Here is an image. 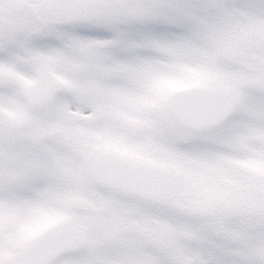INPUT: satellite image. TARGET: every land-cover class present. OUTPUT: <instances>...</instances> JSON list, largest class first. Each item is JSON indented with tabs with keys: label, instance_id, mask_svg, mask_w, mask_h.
Wrapping results in <instances>:
<instances>
[{
	"label": "snow or ice",
	"instance_id": "obj_1",
	"mask_svg": "<svg viewBox=\"0 0 264 264\" xmlns=\"http://www.w3.org/2000/svg\"><path fill=\"white\" fill-rule=\"evenodd\" d=\"M0 264H264V0H0Z\"/></svg>",
	"mask_w": 264,
	"mask_h": 264
}]
</instances>
